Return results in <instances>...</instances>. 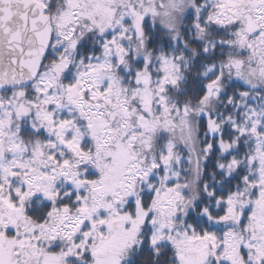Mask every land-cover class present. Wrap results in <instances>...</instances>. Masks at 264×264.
<instances>
[{
  "label": "snow or ice",
  "instance_id": "snow-or-ice-1",
  "mask_svg": "<svg viewBox=\"0 0 264 264\" xmlns=\"http://www.w3.org/2000/svg\"><path fill=\"white\" fill-rule=\"evenodd\" d=\"M0 264H264V0H0Z\"/></svg>",
  "mask_w": 264,
  "mask_h": 264
}]
</instances>
